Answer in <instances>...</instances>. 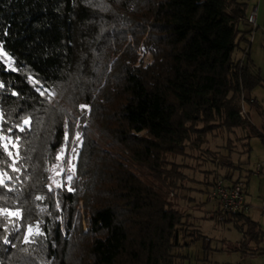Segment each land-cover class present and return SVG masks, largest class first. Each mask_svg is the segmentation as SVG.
I'll list each match as a JSON object with an SVG mask.
<instances>
[{
	"label": "trees",
	"instance_id": "trees-1",
	"mask_svg": "<svg viewBox=\"0 0 264 264\" xmlns=\"http://www.w3.org/2000/svg\"><path fill=\"white\" fill-rule=\"evenodd\" d=\"M98 3L0 0V46L15 69L0 58V130L20 137L19 172L0 148V171L12 177L0 186V207L21 212L19 218L0 216V264H68L77 236L86 238L85 264H176L183 215L170 205L167 190L181 175L175 165L164 169L166 155L182 154L184 142L200 143L214 129L247 128L264 145V131L258 134L239 115L241 100L260 83L245 57L232 59L245 35V2ZM144 35L147 63L125 45L127 36L137 45ZM59 85H73L76 103L89 107L84 117L90 127L96 118L102 129L96 138L95 131L80 130L73 179L63 178L62 187L50 191L52 158L70 118L46 98ZM24 117H31V127L19 132ZM101 132L114 151L98 142ZM244 222L251 238L255 224ZM29 225L44 235L26 245ZM5 235L10 244L3 243Z\"/></svg>",
	"mask_w": 264,
	"mask_h": 264
},
{
	"label": "crops",
	"instance_id": "crops-1",
	"mask_svg": "<svg viewBox=\"0 0 264 264\" xmlns=\"http://www.w3.org/2000/svg\"><path fill=\"white\" fill-rule=\"evenodd\" d=\"M246 3L245 16L255 7L256 28L249 36L243 22L240 29L244 32L243 39L232 52V59L238 61L244 59L253 66V70L260 79L259 85L245 94V111L247 121L259 134L264 131V0H240ZM246 53V54H245ZM245 54V55H244ZM220 142L215 143V149H209L213 159L208 160L201 157L202 162L197 163L199 168L197 172L201 175V180L195 179L196 183L201 185V189L192 186L185 187V190L199 192L206 191L208 194L212 182L215 178L221 176L227 183L241 184L245 202L250 207L249 211L241 216L230 217L224 222L215 221L220 227L214 229L218 233V240L213 250L218 257L209 260H202L203 264H264V145L256 134H250L247 128H233L230 131L222 130L216 134ZM257 165L259 172L256 171ZM200 187V186H199ZM189 204L186 207V216L197 221L198 218L190 213L191 209L204 213L203 218L214 220L215 204L211 214L202 207L190 203L197 197L187 196ZM195 199V200H196ZM207 200L209 201L208 197ZM211 202V201H209ZM195 203V202H194ZM202 203V201H200ZM202 219V218H201ZM247 219L255 224V230L251 238L245 233ZM229 226L237 229L238 236L234 242H229L226 237ZM194 232L184 235L180 242L185 248L189 249L194 244V240L201 237L206 242L207 249H210L211 239L196 225L192 229ZM225 232V233H224ZM225 236V237H224ZM188 238V239H187ZM190 242V243H189ZM181 247V246H179ZM178 247L173 252L176 256V264H182L183 256L178 254ZM224 253H226L224 255ZM229 254L233 257L230 261L226 260ZM197 251L196 257L200 258ZM199 261V259H198ZM201 261V260H200Z\"/></svg>",
	"mask_w": 264,
	"mask_h": 264
},
{
	"label": "rangeland",
	"instance_id": "rangeland-1",
	"mask_svg": "<svg viewBox=\"0 0 264 264\" xmlns=\"http://www.w3.org/2000/svg\"><path fill=\"white\" fill-rule=\"evenodd\" d=\"M99 3L104 4L105 0H96ZM103 1V2H102ZM98 3V4H99ZM100 6V5H99ZM104 7V5H102ZM145 39V35L139 40L138 44L136 45L134 39L131 36L126 37L125 45L130 46V50L140 59L143 60L144 63H147L151 60V56L149 54L143 53L142 48V42ZM110 48H113L110 47ZM124 48V47H123ZM0 58L1 61H3L9 69H14L11 58L3 51V49L0 46ZM9 61L11 62V67L9 66ZM102 84V83H101ZM73 88V85H59L55 91H52L55 95L53 96V104L56 106V108H64L66 112L70 115L69 123H68V133L67 140L65 139L63 142V145L58 148L53 155V162L56 163V165H59L60 168L57 169L59 172L60 169H63V172H61L60 175L54 176V178L62 182L64 179L67 181V175L69 174V169L71 166H75V161L77 159V151L80 146V142L76 141V135L79 133L80 130L83 129V127H87L90 131V134L95 131V134L91 135L92 137L96 138V131L99 128L100 131L102 129V123L96 124L97 119L95 118L94 124L97 126H91L89 125L87 119L84 117V115L89 111V107L87 106L86 109L82 110L80 108V105L76 103L77 101V95L71 94V89ZM57 109V111H58ZM95 115V114H94ZM197 128L201 127L200 123L196 124ZM222 131V129H214L211 132H207L203 137L199 138L200 143L193 144V142H184V149L182 154L178 155H172L168 154L166 155L165 159L168 164H165L164 169L170 170L171 165H175L177 167V172L181 175V179L179 178L177 181H175V184L173 187L167 190V199L172 206V208L177 209L182 212L183 218H182V228H183V235H189L194 232L192 230L195 225L200 228L202 232H204L208 237L211 239V243L209 248L207 249V246L205 245L206 242H204V238H197V240H194V244L190 246L189 249L185 248L186 246L178 247V254L183 256L184 261L180 259L182 264H203L202 260H209L210 262H213V259L218 257V254H215L212 248L216 245L218 240V233L215 232L214 229H218L217 227H220L215 223L216 218L214 217V220L211 218H203L204 213L201 211H196L191 209L190 213L193 214L197 219L196 223L193 220V218H189L186 215V207L189 204L190 201H188L187 196H195L197 199H194V202L190 203V206H195L194 204H197L198 206L202 207L206 212L209 214L213 211V203L209 202L207 200L208 194H206V191L199 192L195 191H186L185 187L192 186L197 189H201V185L197 184L195 179L201 180V175L197 172L199 165L197 163L202 162L201 157L207 158L208 160L213 159L212 152L209 149H215L214 145L215 143L220 142L219 138H217L216 134H219ZM0 133L1 130H0ZM3 134V133H2ZM6 135V134H4ZM102 137L99 139L97 137L98 142H101L103 147H107L110 150L114 151L115 146L112 144H109V141L106 139L104 134L101 132ZM91 137V138H92ZM194 138V136H192ZM13 138V137H12ZM13 140H15L13 138ZM6 142V141H5ZM104 143V144H103ZM64 149L63 156L61 160H57L56 156L60 153L61 149ZM76 148V153H73L72 149ZM9 150L13 153V156L10 158V162L12 164L13 160L16 161L15 166L17 167V160L18 157L16 156V152L18 151V148H13L11 144H9ZM75 157V158H74ZM64 178V179H63ZM169 179V178H168ZM169 181V180H168ZM172 181V180H171ZM52 187L56 186L52 181L51 184ZM200 186V187H199ZM202 201V203H200ZM76 212L80 215L81 220V227L83 231H86L87 228V217L84 215L82 201H78V205L76 206ZM213 214V213H212ZM202 218V219H201ZM225 233V232H224ZM182 234V233H181ZM238 236L237 229H235L232 226H229V231L226 233L227 240L229 242H234L236 237ZM77 236L74 240L75 242H71L68 251H67V261L68 264H85V254L83 253V248L86 244L85 237ZM188 239V238H187ZM190 243V242H189ZM198 253L201 255L200 258L196 257V254ZM226 253H224L225 255ZM233 255L229 254L226 260L230 261L232 259ZM199 259V261H198ZM201 260V261H200Z\"/></svg>",
	"mask_w": 264,
	"mask_h": 264
},
{
	"label": "snow or ice",
	"instance_id": "snow-or-ice-1",
	"mask_svg": "<svg viewBox=\"0 0 264 264\" xmlns=\"http://www.w3.org/2000/svg\"><path fill=\"white\" fill-rule=\"evenodd\" d=\"M2 54V53H0ZM9 66L11 67V62L9 61ZM12 70H15V69H12ZM29 79H33L31 77H29ZM33 83L34 84H38L39 81H35L33 80ZM3 85H0V87H2ZM38 91H40V94L43 96L45 95V91H42L40 90L39 88L37 89ZM13 95H18V93H12ZM55 94L53 92H48L47 93V99L49 100V102H51V99L52 97L54 96ZM80 108L82 110L86 109L87 108V105H80ZM19 130V132H25L28 128L31 127V117H24L22 118V122L20 124H18L16 126ZM8 132H11V129H8ZM65 139L67 140V135L65 136ZM76 141L77 142H80L82 143V140H81V135L78 133L76 135ZM6 141V142H5ZM19 141H20V137L17 136L15 137V140H13V138L10 136V135H4L2 133H0V148L3 149V152L7 154V156L9 158H11L13 156V153L9 150V144H11V146L13 148H18V145H19ZM73 153H76L77 149L76 148H73L72 149ZM63 152H64V149L62 148L60 153L57 154L56 156V159L57 160H61L62 159V156H63ZM16 156L19 157V151L16 152ZM75 158V157H74ZM15 163L16 161L13 160L12 164L9 165V167L12 168V171L14 172H19L20 169L18 167L15 166ZM60 168L59 165H53V167L51 169H49V171L53 172L54 173V176H57V175H60L61 172H63V169L61 168L60 171L58 172L57 169ZM74 172H75V167L74 165L70 167L69 169V174L67 175V181L71 182L72 179H73V175H74ZM53 177H50V179H52V182L56 185L57 188L59 187H62V183L57 181L55 178ZM5 178L7 179H12V177L8 176V173L7 172H3V171H0V186H4V187H7V184H5ZM11 190V189H10ZM49 190L51 191V185H49ZM72 189L69 188V191H71ZM37 200H41L43 199V197L41 196H37L36 197ZM0 216H3L5 217L6 219L7 218H10V217H21V212L20 210H10L8 208H5V207H0ZM8 223H12V221L10 219H8ZM5 230L7 231V224H5ZM14 231H19V228L14 226L13 228ZM44 233L40 231L39 229V226H35L33 227L32 225H29L27 227V230L25 232V234H23V237H22V243L23 244H26V245H29V244H33L35 243V238L37 236H43ZM3 243L4 244H10L11 241L9 240L8 236L5 235L3 236ZM12 247H16L15 244H12ZM23 252L27 253L28 252V249L27 248H24L22 249Z\"/></svg>",
	"mask_w": 264,
	"mask_h": 264
},
{
	"label": "built area",
	"instance_id": "built-area-1",
	"mask_svg": "<svg viewBox=\"0 0 264 264\" xmlns=\"http://www.w3.org/2000/svg\"><path fill=\"white\" fill-rule=\"evenodd\" d=\"M255 15L256 10L255 7H253L242 19L249 36L252 35L256 28ZM239 115L242 119H247L244 99H242L240 103ZM256 171L259 172L258 165ZM244 196L241 184L227 183L221 176L215 178L208 192V199L215 204L216 220L224 222L227 217L247 213L250 207L245 202Z\"/></svg>",
	"mask_w": 264,
	"mask_h": 264
}]
</instances>
